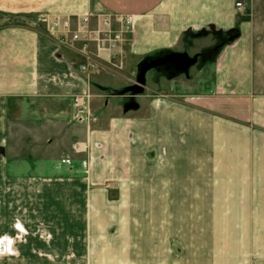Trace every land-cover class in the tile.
I'll return each instance as SVG.
<instances>
[{
    "label": "crops",
    "instance_id": "1",
    "mask_svg": "<svg viewBox=\"0 0 264 264\" xmlns=\"http://www.w3.org/2000/svg\"><path fill=\"white\" fill-rule=\"evenodd\" d=\"M41 13L89 15L93 28L105 17H129L133 30L94 56L100 69L89 80L78 52L43 33ZM214 30L238 36L216 61L182 74L175 57L217 44L210 34L190 47L185 35ZM145 59L162 63L146 74L162 92L147 82L140 94L128 91ZM87 93L91 118L79 121L73 98ZM77 144L86 151L75 152ZM166 178L197 179L190 194H221L219 208L239 211L238 224H262L264 0H0V237L12 211L25 207L49 229L53 221L65 226L55 234L61 255L73 241L78 259L160 264L149 259L154 243L131 229L137 219L144 224L149 198L160 203ZM118 241L130 245L120 251Z\"/></svg>",
    "mask_w": 264,
    "mask_h": 264
},
{
    "label": "rangeland",
    "instance_id": "2",
    "mask_svg": "<svg viewBox=\"0 0 264 264\" xmlns=\"http://www.w3.org/2000/svg\"><path fill=\"white\" fill-rule=\"evenodd\" d=\"M59 18L66 20L62 17ZM105 18L109 19V17ZM100 22L102 23L101 20H97L96 27ZM112 22L115 23L114 21ZM43 31V33L51 36L45 30V27ZM210 34L217 38V44L209 48L203 45V49L197 51L198 55H200L196 65L197 69L217 60L224 46L222 48L218 47L224 42V39L215 30L204 35L201 32L192 33L188 35L189 37H186L189 46L192 47L195 40L203 39ZM214 48L217 50L216 52L213 50L209 51V49ZM114 49L101 51L96 56V59L100 58L99 54L102 52L114 51ZM94 65L96 67L95 70L90 72L87 70L82 71L81 67H79L80 71L86 74L89 80H92L100 69L98 62L94 63ZM111 65H113L114 70L123 72L124 65L116 63L115 59H113ZM174 65L177 67V64ZM162 68L153 69L152 71L155 72L153 75L160 76V71H164L167 67ZM182 71V74H185V70ZM170 74L168 75L172 78H177V72ZM150 76L151 73L146 77L147 88L162 92L164 88L160 84L152 83ZM187 76H189V73ZM75 147L73 149L77 153L86 151L82 149L77 151ZM10 155L13 156L12 154ZM164 181L166 192L161 195L160 203H156L151 197L146 203L147 207L141 208V203L139 204V202L136 204L139 207L138 211L140 208L143 211L144 224L140 225L141 221L137 219V225L135 224L131 229L133 234H142L144 238L150 239L154 243L150 247L152 250L151 254H149L151 256L149 257L150 261L159 258L160 264H264V211H261L263 220L260 226L240 225L238 221L243 220H238V217L241 216L239 211H228L219 208L220 205L222 207L221 194H190V189L200 187L199 185L191 186L194 184L193 182L198 181L197 179L166 178ZM201 181L200 179L199 182ZM181 190L183 193H181ZM205 196L206 201L209 202L207 203L208 206L215 208H202L206 204L204 205L200 198ZM22 198H27V195L23 194ZM211 198H215L216 201H211ZM18 200L20 202V196ZM161 202L164 203L163 206H161ZM21 205L23 206V204ZM231 212L232 215L229 216ZM12 213V216L7 219V232L0 237V264H109L110 259H114L109 258V256L78 259L71 252L73 241L67 242L69 243L68 248L66 247L64 250L66 252L61 255L57 251V249L61 248L60 245H54L55 234L60 233L62 229H66L65 226L60 225V222L55 224L56 222L53 221L51 229H49L44 224L42 217L38 216L39 211H32L31 218L29 217V209H25V207L18 208L15 214L14 211ZM59 213L61 214V212ZM62 213L65 215V212ZM47 228L48 230H46ZM128 239L129 237H127ZM137 243L133 242L132 245H137ZM101 245L107 248L104 242H101ZM129 245V242L118 241L115 248L121 251V249L123 250ZM99 246L96 244L95 248H101ZM95 248L92 247L93 250H96ZM128 260L127 262H129ZM136 260L139 261L137 258ZM115 261L126 264V258H116Z\"/></svg>",
    "mask_w": 264,
    "mask_h": 264
},
{
    "label": "built area",
    "instance_id": "3",
    "mask_svg": "<svg viewBox=\"0 0 264 264\" xmlns=\"http://www.w3.org/2000/svg\"><path fill=\"white\" fill-rule=\"evenodd\" d=\"M237 8H242L243 3L238 2ZM110 19V20H109ZM102 20L96 28L91 26V17L85 15L78 17L75 21L72 19H60L59 17H50L47 14L39 16V22L45 27L60 46L73 49L84 59L80 65L82 71H93L94 56L104 50L115 48L122 42L124 33L132 32L133 20L129 17H109ZM115 23H113L112 21ZM90 93L77 95L73 98L74 116L79 121H88L91 118L89 102ZM76 150H84L78 144Z\"/></svg>",
    "mask_w": 264,
    "mask_h": 264
},
{
    "label": "water",
    "instance_id": "4",
    "mask_svg": "<svg viewBox=\"0 0 264 264\" xmlns=\"http://www.w3.org/2000/svg\"><path fill=\"white\" fill-rule=\"evenodd\" d=\"M235 36L229 37L227 40H225L222 44L219 45L218 48H222L223 46L227 45L228 43H231L235 40ZM175 62L179 63L180 65L184 66L185 68V74L187 75L189 73L190 68L198 62V58H190L187 54L178 55L174 59ZM161 65L162 63L153 62L148 66L145 67H139L138 75H137V83L130 87L128 91H130L133 94H140L144 91V86L146 84V74L147 72L157 67L158 65Z\"/></svg>",
    "mask_w": 264,
    "mask_h": 264
},
{
    "label": "trees",
    "instance_id": "5",
    "mask_svg": "<svg viewBox=\"0 0 264 264\" xmlns=\"http://www.w3.org/2000/svg\"><path fill=\"white\" fill-rule=\"evenodd\" d=\"M202 33V35H204V34H206V32H201ZM191 35L192 34V32H189V33H187L186 35H185V37H187L188 35ZM218 34H220L221 35V37H223V41H225L226 39H228L229 37H233V36H235L236 38H237V36H238V31L237 30H233V31H228L227 33H218ZM225 35H226V37H225ZM235 38V39H236ZM233 42V41H232ZM229 44V43H228ZM211 50H213V51H217V50H215V48L214 49H209V51H211ZM164 54H171V56L170 57H173V52L172 51H166ZM167 56V55H166ZM167 57H169V56H167ZM167 57H165V58H167ZM197 57H198V59H199V57H200V55H197ZM159 59H161V58H159ZM163 59V58H162ZM151 60H153V59H145L144 60V62H142L141 63V65H140V67H145V66H148L149 64H150V62H151ZM164 60V59H163ZM111 91V90H110ZM112 92H115V91H112Z\"/></svg>",
    "mask_w": 264,
    "mask_h": 264
}]
</instances>
